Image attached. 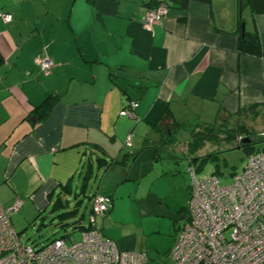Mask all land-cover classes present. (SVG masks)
Here are the masks:
<instances>
[{"label": "crops", "instance_id": "crops-1", "mask_svg": "<svg viewBox=\"0 0 264 264\" xmlns=\"http://www.w3.org/2000/svg\"><path fill=\"white\" fill-rule=\"evenodd\" d=\"M148 3L0 0V203L19 199L29 216L74 210L81 230L93 195H108L102 235L158 264L189 198V133L220 117L234 133L264 132V13L189 0L146 28ZM245 34L258 36L261 54L239 50ZM131 101L132 115H121ZM56 199L64 210L52 209Z\"/></svg>", "mask_w": 264, "mask_h": 264}, {"label": "built area", "instance_id": "built-area-1", "mask_svg": "<svg viewBox=\"0 0 264 264\" xmlns=\"http://www.w3.org/2000/svg\"><path fill=\"white\" fill-rule=\"evenodd\" d=\"M160 3L150 7L144 16L146 28L159 22L168 10ZM10 21L11 15H1ZM42 72L53 67L44 56L37 62ZM137 105L131 101L121 115H132ZM129 133L125 144H131ZM260 150L248 155L241 171L233 173L228 183L211 174L202 179L189 168L192 183L189 188L187 214L168 255L174 264H264V132L259 133ZM242 136H236L239 144ZM16 199L4 206L0 203V264H146L144 252L121 249L117 243L102 235L98 218L108 214L112 198L95 194L80 239L67 243L65 236L55 237L45 244L33 246L20 238L11 223V214L19 210Z\"/></svg>", "mask_w": 264, "mask_h": 264}, {"label": "rangeland", "instance_id": "rangeland-1", "mask_svg": "<svg viewBox=\"0 0 264 264\" xmlns=\"http://www.w3.org/2000/svg\"><path fill=\"white\" fill-rule=\"evenodd\" d=\"M232 126H235L234 121L227 120L226 117H220L219 121L215 123V125H213L211 129H220L221 134H224L221 128L223 130H226L227 128L231 129ZM179 139L180 137L176 138V140ZM235 139L229 141L224 138L220 139L219 137L217 141L209 140L204 142V144L196 152L194 151V153H192L194 165L192 164L190 167L193 166L195 168L196 178L202 179L207 176H210L211 174H214L223 183H228L233 173L241 171L242 167L246 162L247 156L242 150V148L237 147L238 144ZM182 140L186 141L185 139ZM255 146L260 149L262 147V143L256 141ZM190 167H186L183 170L182 174L184 179V185L188 187V190L192 183L191 174L189 172ZM97 186L98 180H91L88 185L87 193L94 192L97 189ZM69 204L73 205V203ZM81 204L82 205L79 208V214L84 213L86 220V211L88 209V203L86 201V198H83V203ZM184 205V211L182 214L186 216L187 202ZM50 209L51 206L49 205L47 206L46 210L40 212V214L33 213L30 216L28 214L21 215V213L18 212L11 214V223L15 231L19 233L20 238L24 243L33 246H40L41 244H45L55 237H61L65 235H67L66 238H69L67 243L75 242L80 239L79 230L71 232L70 228L68 229V227H70V225L74 223V221L77 219V217L73 216L71 218L65 219L63 223L67 224V226L63 228L58 224L59 218L53 217L55 214H52ZM184 221L185 220L179 221L178 228H181ZM156 262L158 264H174L173 259L167 254L160 255Z\"/></svg>", "mask_w": 264, "mask_h": 264}, {"label": "trees", "instance_id": "trees-1", "mask_svg": "<svg viewBox=\"0 0 264 264\" xmlns=\"http://www.w3.org/2000/svg\"><path fill=\"white\" fill-rule=\"evenodd\" d=\"M188 1L189 0H162V2H164L168 7L174 6L173 4H175L180 8H185ZM159 3L160 2L158 0H149L148 5L150 7H155ZM241 3L246 4L248 8L250 9V11L254 14L264 13V0H241ZM238 48L240 51L247 52L250 54H254V55L261 54V48H260L258 36L256 34H249V35L245 34L243 38L239 39ZM162 121L164 120H161L157 124V126L154 125L153 128L160 130L162 127ZM211 128L212 126H206V127L198 128V129L194 128L189 133L190 137L187 139V144H188L190 151H192V153H194V151L196 152L206 141H209V140L217 141L219 137L220 139L224 138L226 140L232 141L235 139L237 135L242 136V138L247 137L249 139V142L246 144H242L241 142L238 144L240 146L239 148H242L246 156L261 149L255 146L256 141L262 143L261 138L260 137L258 138V136L257 137L253 136L252 133L241 135L242 133L239 134V133L232 132V129L227 128L226 130H223L221 128L222 132L224 133V134H221L220 129L213 130ZM168 130H170L171 136H173V131L171 129H168ZM238 130H241V129H238ZM86 172L90 173L87 170ZM65 207H66L65 203L62 202L60 199H56L52 205V209L54 211H59L60 209L64 210ZM74 212H75L74 210L61 211V212L56 213L53 217H58L59 218L58 224L64 228L66 224L63 223V221L69 217H73ZM75 224H72V226L73 227L76 226ZM84 228L85 226L82 227V229Z\"/></svg>", "mask_w": 264, "mask_h": 264}, {"label": "water", "instance_id": "water-1", "mask_svg": "<svg viewBox=\"0 0 264 264\" xmlns=\"http://www.w3.org/2000/svg\"><path fill=\"white\" fill-rule=\"evenodd\" d=\"M249 142V139L246 137V138H243L242 140H241V143L242 144H246V143H248ZM238 148L240 147L239 145L237 146Z\"/></svg>", "mask_w": 264, "mask_h": 264}]
</instances>
